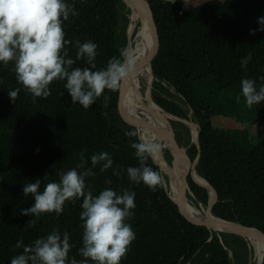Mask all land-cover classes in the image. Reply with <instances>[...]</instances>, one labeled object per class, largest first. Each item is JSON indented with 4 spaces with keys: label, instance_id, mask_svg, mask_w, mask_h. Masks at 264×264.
I'll list each match as a JSON object with an SVG mask.
<instances>
[{
    "label": "trees",
    "instance_id": "trees-1",
    "mask_svg": "<svg viewBox=\"0 0 264 264\" xmlns=\"http://www.w3.org/2000/svg\"><path fill=\"white\" fill-rule=\"evenodd\" d=\"M146 1L158 31L151 58L153 100L168 113L191 118L199 125L201 157L196 170L218 194L213 214L264 235V102L251 109L246 106L255 115L241 127L244 141L252 140L250 150L216 125V118L223 115L220 97L227 98L228 92L240 89L245 77L264 83L260 79L264 77V32L251 34L259 27L258 18L264 16V0ZM67 2L78 12L63 24L65 39L72 42L67 46L68 55L75 60V41L90 40L98 45L96 70L106 67L110 58L128 47L131 10L122 0ZM248 55L252 60L245 70L240 61ZM84 66L83 61L73 65ZM0 81V264H10L22 251L14 247L17 240L28 245L54 228L69 233L73 245L69 257L82 259L78 254L82 247V198L66 202L59 216H41L33 226L26 227L31 217L20 211L34 203L31 195L23 196L26 183L39 178L42 190L48 182L59 181L60 172L81 163L82 151L88 168L95 153L108 152L114 161L111 169L101 173L97 166L92 169L95 174L86 178L94 194L107 187L136 193L134 215L127 221L135 240L121 264H250L248 241L235 234L211 231L186 214L169 197L164 182L151 191L128 180L127 167L139 166L131 147L136 137L125 135L139 132L131 85L124 102L127 109L121 102L120 87L118 92L105 93L106 102L102 96L86 110L71 103L64 81L59 80L52 82L47 98H35L34 102L21 90L13 103L7 92L20 85L11 63L0 65ZM171 124L177 142L188 149L194 162L199 150L190 129L180 122ZM144 133L146 139H157L149 130ZM165 155L171 162V152L167 150ZM148 164L163 177L156 162L149 160ZM187 179L194 194H188L189 199L198 207H207L209 189L197 184L191 172ZM109 180L110 185L106 183Z\"/></svg>",
    "mask_w": 264,
    "mask_h": 264
},
{
    "label": "clouds",
    "instance_id": "clouds-1",
    "mask_svg": "<svg viewBox=\"0 0 264 264\" xmlns=\"http://www.w3.org/2000/svg\"><path fill=\"white\" fill-rule=\"evenodd\" d=\"M176 0H173V4ZM78 12L74 4L67 0H0V65H13L15 79L20 85L7 92L14 103L23 90L35 98H47L50 85L54 80L64 81V89L71 103L88 109L106 92H118L121 85L135 71L136 56L128 47L119 50V56L108 60L106 67L96 70L95 63L98 45L92 41H75V60L68 55L63 24ZM258 29L264 32V16L258 18ZM251 55L241 59V68L247 70ZM76 61L87 66L73 67ZM264 80V77L260 78ZM3 81H0L2 83ZM248 108L264 102V83L257 84L251 78L240 81V97ZM106 106V104H105ZM125 135L136 137L131 147L139 166L126 169L128 180L136 185L143 184L151 191L163 184L161 174L149 166L148 161L156 162L162 151L159 143L146 139L138 131H128ZM81 163L77 167L59 173V181H51L41 190V180L26 183L23 187L24 198L31 195L34 203L22 208L21 214L31 217L28 226L47 214L59 216L66 202L80 204L82 228V247L78 254L82 259L69 257L73 245L67 231L54 228L48 235L37 238L26 245L17 240L14 247L22 249L10 260V264H121L122 259L135 240V233L127 221L134 215L136 207L134 191H116L107 187L94 194L86 178L95 173L92 169L99 166L101 173L113 167V159L108 152H99L90 157L91 168L86 167L88 160L84 152L79 154ZM114 174H119L114 171ZM47 178V175L45 179ZM111 184V181H106Z\"/></svg>",
    "mask_w": 264,
    "mask_h": 264
},
{
    "label": "water",
    "instance_id": "water-1",
    "mask_svg": "<svg viewBox=\"0 0 264 264\" xmlns=\"http://www.w3.org/2000/svg\"><path fill=\"white\" fill-rule=\"evenodd\" d=\"M122 1L126 4L128 9L131 10V14H130L131 16L129 18L130 23L128 29V48L131 49L132 46V35L129 30L132 22L131 18L133 16L138 17L140 19L141 24L145 26V32L147 34V37L148 36L151 37V45L150 44L148 45L146 51L143 54V58L141 61H139V64L137 65L135 71L130 75V77L127 80L123 82L121 86V102L123 104V107L126 108L124 102L126 96L129 94L128 89L130 88L132 80L138 76L139 71L142 67H144L145 65H150L151 79L148 80L149 92L147 93L146 97L143 96L144 98L143 103L146 106L152 103L159 108V114L156 115V117H158L157 118L158 121L161 122V126L152 124L146 118L139 116L134 117V122L137 125L139 132L140 129H147L150 132L154 133L155 135L157 134V137L159 138L156 141H154L159 143L162 147V151L157 156L156 163L161 168L163 174V181L166 189H168V185L170 184L173 185L174 174L179 173L181 176L180 177L181 182L177 188V192L174 193V196H171L169 191L168 192L169 197L173 200L175 204H177L180 208H182L186 214L192 216L198 222L207 226V228L211 231H215L217 233L235 234L237 236L244 238L246 241L250 242V244L252 240L264 244V235L261 232L253 228L244 226L238 221L236 222L227 221L213 214V208L217 203L218 194L216 190L205 179L199 176L202 182H204L205 184L200 183L196 179V175H195L198 174L196 168L201 157V146L199 142L201 132L199 129V125H197L191 118L186 119L168 113L163 108H161L153 100L152 97L154 74H153L151 58L156 50L158 31L150 5L146 0H122ZM171 120L183 123L190 129L193 143L196 144L199 150V154L194 162H192L189 159L187 153L188 149L180 146L179 143L177 142L176 132L171 125L170 122ZM165 147H167V149L171 152V155L173 157V161L171 163L168 162V160L165 157L163 151ZM179 155L183 158V165L185 166L183 169H181V167L179 166V160H178ZM188 172H191V176L193 177L194 181L197 184L209 189L210 199L207 207H204L202 205L198 207L194 205L193 202L189 199L188 194L191 195L192 197H194V194L190 188L187 179ZM251 261H252V254H251Z\"/></svg>",
    "mask_w": 264,
    "mask_h": 264
},
{
    "label": "bare ground",
    "instance_id": "bare-ground-1",
    "mask_svg": "<svg viewBox=\"0 0 264 264\" xmlns=\"http://www.w3.org/2000/svg\"><path fill=\"white\" fill-rule=\"evenodd\" d=\"M131 14V13H130ZM131 16V15H130ZM129 16V18H130ZM132 22L130 25V33L132 35V46H131V50L134 52L135 56H136V65H135V69L137 68V65L139 64V61L142 60L143 58V54L146 51L148 45H151V37L148 36L145 32V26L143 24H141L140 19L136 16H133L131 18ZM145 44H146V49H145ZM145 50V51H144ZM147 77V80L151 79V69L149 68L148 65H145L144 67H142L139 71V74L136 78H134L131 82V86L132 89L134 91V96H133V102L135 104L137 113L139 114V117H143L146 118L148 121H150L152 124L161 126V122L158 121V117H156V115L159 114V108L150 103L148 106H146L143 102H144V98L143 95L141 93V83H140V78L141 77ZM149 84V83H148ZM147 132V129L145 130H141L140 129V133L146 138L148 136H145V133ZM157 135V134H156ZM157 139H159L157 137ZM155 140H151V141H156ZM178 160H179V166L181 167V169H183L185 166L183 165V158L179 155L178 156ZM196 178L199 179L201 182V178L199 177L198 174H195ZM180 174H174L173 175V185H168L169 190L171 191L172 195L174 196V193L177 192V188L181 182L180 179ZM204 183V182H203ZM172 187V188H171ZM171 195V196H172ZM251 245H253L254 247V256L252 257V264H263V259H264V244L260 243L258 241H254L252 240Z\"/></svg>",
    "mask_w": 264,
    "mask_h": 264
},
{
    "label": "rangeland",
    "instance_id": "rangeland-1",
    "mask_svg": "<svg viewBox=\"0 0 264 264\" xmlns=\"http://www.w3.org/2000/svg\"><path fill=\"white\" fill-rule=\"evenodd\" d=\"M129 16L130 14H128V17ZM140 83H141V86H143L141 87V93L143 96L146 97L147 93L149 92V84H148L147 77L145 76L141 77ZM238 93H240V89H233L230 92H228L227 98L220 97L219 104L221 105V107L223 106V115H220L219 117L216 118L217 119L216 125L219 126V128H222L228 131L230 134L233 135V137L236 140L240 141L246 149L250 150L249 142H251L252 140L248 139L249 142L244 141V137L241 132L242 131L241 127L243 126L244 122L252 118V116L254 115V112L252 110H251L252 112L248 111L243 99L240 98L239 100H237V96L239 95ZM167 150H168L167 147L163 149L164 154L166 153ZM250 246H251V252H252L251 254L253 257L254 247L251 244ZM252 262H250V264H252ZM262 263L264 264V259Z\"/></svg>",
    "mask_w": 264,
    "mask_h": 264
},
{
    "label": "flooded vegetation",
    "instance_id": "flooded-vegetation-1",
    "mask_svg": "<svg viewBox=\"0 0 264 264\" xmlns=\"http://www.w3.org/2000/svg\"><path fill=\"white\" fill-rule=\"evenodd\" d=\"M172 161H173V158H172L171 162H172ZM171 162H170V163H171Z\"/></svg>",
    "mask_w": 264,
    "mask_h": 264
}]
</instances>
